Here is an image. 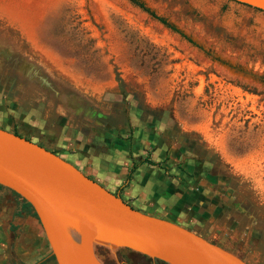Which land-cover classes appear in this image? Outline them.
I'll return each mask as SVG.
<instances>
[{"label":"rangeland","instance_id":"obj_1","mask_svg":"<svg viewBox=\"0 0 264 264\" xmlns=\"http://www.w3.org/2000/svg\"><path fill=\"white\" fill-rule=\"evenodd\" d=\"M141 1L201 48L128 0H0V70L20 59L15 76L0 71V128L137 210L264 264V12ZM0 194V264H21L25 213ZM96 252L104 264H166L125 247Z\"/></svg>","mask_w":264,"mask_h":264},{"label":"water","instance_id":"obj_2","mask_svg":"<svg viewBox=\"0 0 264 264\" xmlns=\"http://www.w3.org/2000/svg\"><path fill=\"white\" fill-rule=\"evenodd\" d=\"M234 1L264 12V0ZM0 185L30 204L55 264H103L97 245L166 264H248L185 226L137 210L64 158L3 128Z\"/></svg>","mask_w":264,"mask_h":264},{"label":"trees","instance_id":"obj_3","mask_svg":"<svg viewBox=\"0 0 264 264\" xmlns=\"http://www.w3.org/2000/svg\"><path fill=\"white\" fill-rule=\"evenodd\" d=\"M128 1L131 2L133 5L139 7L141 10L145 11L148 15H150L152 18L156 19L163 26H165L168 29H170L171 31L179 34V36H181L182 38H184L190 44H192V45H194V46H196L198 48H201L197 43H195L188 36H186L181 30H179L175 25H173L172 23L168 22L164 17L155 14L151 9H149L147 6H145V4L141 0H128ZM18 61H19V58L15 54H11L9 56H6V57H4L3 67H5V66H10L11 67L12 66V69H13L15 67V65L18 64ZM6 75L14 76L15 73H14L13 70H10V72H7ZM116 80H117L119 86H121V81H120V79L117 76H116ZM12 132L14 134L19 135L15 131H12ZM19 136H21V135H19ZM24 138L28 139L27 137H24ZM51 152H53V151H51ZM132 168H134V165L132 166ZM127 176H128V174L126 175V177ZM0 189L5 190L6 192L12 194L16 198V202L15 203H16V205H20V208H21L20 209V212H22V213L27 212V213L31 214L32 216H34L36 218V215L34 214V212H33L32 208H31L30 204L28 202H26L22 197H20L18 194H16L12 190H10V189H8L6 187H3L1 185H0ZM0 199H1V196H0ZM261 230H264V229L262 228ZM261 235H263V234H261ZM49 258L50 259H53V257L51 255L49 256ZM8 264H12V262H9Z\"/></svg>","mask_w":264,"mask_h":264},{"label":"crops","instance_id":"obj_4","mask_svg":"<svg viewBox=\"0 0 264 264\" xmlns=\"http://www.w3.org/2000/svg\"><path fill=\"white\" fill-rule=\"evenodd\" d=\"M15 212L16 215H22L20 210H16ZM25 224L28 225V231H26L24 238L25 249L23 250L25 251L22 252L25 254V258H23L24 262L22 261L21 264H44L47 262L46 260L50 256V253L46 250L47 248L44 239L38 234V231L40 230L39 222L34 216L25 212ZM22 248H24V246ZM37 254L42 257L36 258L35 260L34 257Z\"/></svg>","mask_w":264,"mask_h":264},{"label":"flooded vegetation","instance_id":"obj_5","mask_svg":"<svg viewBox=\"0 0 264 264\" xmlns=\"http://www.w3.org/2000/svg\"><path fill=\"white\" fill-rule=\"evenodd\" d=\"M19 58V57H18ZM4 61V60H3ZM19 62H20V59H19V61H18V64H19ZM18 64H16L15 65V67L12 69V66L10 67V66H5V67H3V65H2V67H1V72L2 71H5L4 73L6 74L7 72H10V70H13L14 71V73H15V69H16V67L18 66ZM15 76V75H14ZM104 264V263H103Z\"/></svg>","mask_w":264,"mask_h":264}]
</instances>
